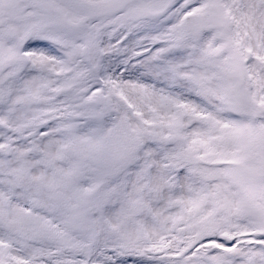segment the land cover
I'll return each instance as SVG.
<instances>
[{"label": "snow or ice", "instance_id": "1", "mask_svg": "<svg viewBox=\"0 0 264 264\" xmlns=\"http://www.w3.org/2000/svg\"><path fill=\"white\" fill-rule=\"evenodd\" d=\"M0 264H264V0H0Z\"/></svg>", "mask_w": 264, "mask_h": 264}]
</instances>
